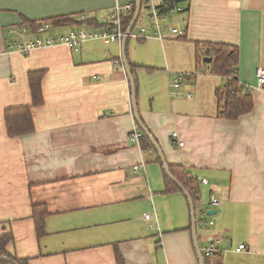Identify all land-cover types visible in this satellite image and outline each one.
<instances>
[{"label": "crops", "instance_id": "obj_1", "mask_svg": "<svg viewBox=\"0 0 264 264\" xmlns=\"http://www.w3.org/2000/svg\"><path fill=\"white\" fill-rule=\"evenodd\" d=\"M133 1L0 0V237L11 235L6 250L27 264H200L188 200L182 191L166 190L156 153L129 140L140 127L122 42L96 39L78 49L58 44L29 54L10 47L30 39L27 20L74 19L51 23L48 36L95 31L115 5ZM189 7L173 21L186 31L179 38L195 44L196 71L162 69L169 95L163 86L149 100L138 99L139 114L168 164L199 181L197 217L208 225L198 223L203 254L215 243L222 264H264V87L255 75L264 67V0H191ZM197 41L238 46V78L252 94L251 111L237 119L220 116L217 90L227 80L200 59ZM127 56L136 79L143 67L157 68L155 60L130 54L129 41ZM200 61L212 79L199 75ZM32 70L46 72L45 102L33 108L35 131L10 137L5 111L32 104ZM182 73L191 77L172 94L170 82ZM175 131L183 147L172 137ZM141 163L145 169L135 170ZM33 204L49 211L42 237ZM211 209L217 212L205 216ZM241 244L246 248L238 251Z\"/></svg>", "mask_w": 264, "mask_h": 264}, {"label": "trees", "instance_id": "obj_2", "mask_svg": "<svg viewBox=\"0 0 264 264\" xmlns=\"http://www.w3.org/2000/svg\"><path fill=\"white\" fill-rule=\"evenodd\" d=\"M133 13L127 16L123 22V29L126 31L136 11V1L132 2ZM191 6V0H190ZM190 9V7H189ZM27 20V19H26ZM44 22H50L54 25H65L69 22H73L74 19L71 16L53 17L49 20H43ZM42 21V22H43ZM31 30H36L42 23L41 21H30ZM179 38V37H178ZM182 38H186L183 36ZM196 46L200 52V59L204 55L201 52L202 47H206L208 51L213 52L212 61L210 62V70L212 74L221 75L226 78V86L217 90V97L220 103V116L226 119H237L241 115L248 113L254 106V100L252 94L246 91V88L240 84L238 78V66L240 61L239 48L235 44L226 42H212V41H197ZM131 65V64H130ZM131 76L135 86L138 89V82L135 77L134 66L131 65ZM46 72L44 70H32L29 72V87L32 95V104L27 106H18L8 108L5 111V122L7 126L8 135L10 137H18L25 134H30L35 131L36 126L33 117V108L42 106L45 102L43 94V79ZM143 132V131H142ZM141 145L144 150H151L156 153L157 160L161 163V159L156 152V145L159 143L156 139L151 140L144 132L141 138ZM162 164V163H161ZM171 172L175 178H177L190 192L195 204L200 198L199 181L193 178L187 171L179 166L169 164ZM165 173V172H164ZM167 189L180 190L176 183H174L167 175ZM49 215V211L44 204H33L32 217L35 222V228L38 237H42L46 234V219ZM200 219L197 217V222L200 223ZM11 235H3L0 237V264L13 263V264H27L26 260H21L13 256L6 250V245L10 240ZM204 258L206 264H222L223 253L216 250L214 255L206 256L204 252Z\"/></svg>", "mask_w": 264, "mask_h": 264}, {"label": "built area", "instance_id": "obj_3", "mask_svg": "<svg viewBox=\"0 0 264 264\" xmlns=\"http://www.w3.org/2000/svg\"><path fill=\"white\" fill-rule=\"evenodd\" d=\"M190 0H142L140 14L135 23L132 32L129 34V38L135 39H156L159 41H164L169 38L183 37L186 31L180 29L176 26L173 21L177 15L185 14L189 10ZM133 13V4H117L111 10L104 26L100 30L86 31V30H76L67 33H59L54 36H48L47 33L51 30L52 24L50 22H42L36 30L24 29V33L30 34V39L26 42L20 43L15 42L10 45V47L16 48L18 51L25 54H29L39 48L53 46V45H66L73 49H78L83 43L96 39H110L112 41L122 42L123 38L127 35V30L123 29L124 19ZM82 19L85 16L82 15ZM149 22L146 26L145 23ZM181 23H188L187 19H183ZM140 25L139 33L136 32L135 28ZM201 52L204 57H213V52L208 51L206 47L201 48ZM256 81L258 87H264V67L260 66L255 72ZM189 74H179L177 77L170 82V90L172 94L173 91H177L181 88L182 83L190 78ZM177 93V92H176ZM188 98H192V93L187 95ZM143 132L140 129L132 131L129 135V140L131 142L140 144ZM172 137L178 140L179 133L173 132ZM180 147H183L185 143L178 140ZM145 169V164L141 163L135 166V170L140 168ZM207 180L204 179V182ZM211 202L214 206L220 204L217 197H212ZM205 216H208L207 212H204ZM147 220H150L151 216L149 214L145 215ZM209 224H213V221H208ZM150 228H154L150 225ZM246 245L241 244L237 250L245 249ZM217 248L215 243H211L206 249L205 255L212 256L216 252Z\"/></svg>", "mask_w": 264, "mask_h": 264}, {"label": "rangeland", "instance_id": "obj_4", "mask_svg": "<svg viewBox=\"0 0 264 264\" xmlns=\"http://www.w3.org/2000/svg\"><path fill=\"white\" fill-rule=\"evenodd\" d=\"M145 25L148 26L149 22H146ZM176 26L180 29L182 28V25L180 24H176ZM135 30L137 33H139L140 25H138ZM158 43L159 42L155 43L153 40L148 39L146 40L145 44L135 38H130L129 40L130 54H134L135 52V55L138 54L142 60L147 62L153 63V60H155V64L157 65V68L155 67L154 70L153 67L151 69L148 67H143V69H141L140 73L137 75V99L139 100L144 99L146 96L149 100L151 94H153V91L155 89L161 90L163 86L167 87L169 95L168 76L167 78L165 77V73L162 71V69L165 68L166 70L173 71L174 73L183 72L188 69L194 72L196 71V67H194L197 64L194 52V43H190L189 41L185 42L182 38H177L173 41H166L163 44L160 43L161 45ZM198 64L199 75L204 77V80L212 79L209 78L211 76L209 74L204 76L206 72L209 71L207 64L203 61H200ZM149 66L151 67L153 65ZM149 215L151 216V213H149ZM199 219L202 220L199 223L201 228L208 226L204 224V219L201 218V216Z\"/></svg>", "mask_w": 264, "mask_h": 264}, {"label": "water", "instance_id": "obj_5", "mask_svg": "<svg viewBox=\"0 0 264 264\" xmlns=\"http://www.w3.org/2000/svg\"><path fill=\"white\" fill-rule=\"evenodd\" d=\"M136 1V11L133 17V20L129 26V28L127 29V35L123 38L121 46H122V61L123 64L127 70L128 76H129V80L131 82V87H132V108H133V112L135 115V119L140 127V129L151 139L154 140V137L152 136V134L150 133V131L145 127L140 114H139V109H138V99H137V93H138V89L134 84V81L132 80V76H131V65L129 63L128 60V56H127V45H128V41H129V34L132 32L135 23L138 19V16L140 14V10H141V4H142V0H135ZM205 62H211L212 58L211 57H205L204 58ZM156 152L158 153L160 159H161V163L164 169L165 174L167 175V177H169L174 183L177 184V186L180 188V190L183 192V194L185 195L186 199L189 202V206H190V211H191V220H192V233H193V242H194V246L197 252V256L199 259L200 264H206L205 262V258H204V254L202 252V249L200 248V244H199V237H198V222H197V212H196V204L190 194V192L186 189V187L177 179L173 176L171 169L169 167V164L164 156V153L162 152L160 146L156 145ZM216 210H209L208 211V215H213L214 213H216Z\"/></svg>", "mask_w": 264, "mask_h": 264}]
</instances>
